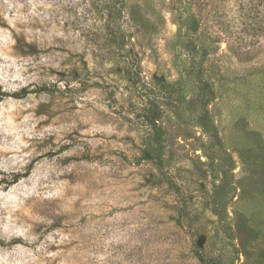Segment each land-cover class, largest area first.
Masks as SVG:
<instances>
[{
  "label": "rangeland",
  "instance_id": "obj_1",
  "mask_svg": "<svg viewBox=\"0 0 264 264\" xmlns=\"http://www.w3.org/2000/svg\"><path fill=\"white\" fill-rule=\"evenodd\" d=\"M0 264H264V0H0Z\"/></svg>",
  "mask_w": 264,
  "mask_h": 264
}]
</instances>
